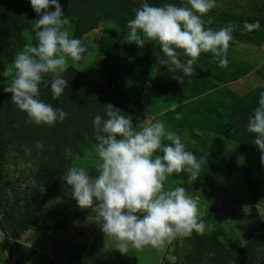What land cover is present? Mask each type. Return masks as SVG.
Returning <instances> with one entry per match:
<instances>
[{
	"label": "rangeland",
	"instance_id": "obj_1",
	"mask_svg": "<svg viewBox=\"0 0 264 264\" xmlns=\"http://www.w3.org/2000/svg\"><path fill=\"white\" fill-rule=\"evenodd\" d=\"M128 1L131 12L124 16L123 25L110 16L106 19L99 4L93 15L97 17L95 24L89 27L80 19L75 29V20L69 16L71 35L80 39L87 51L81 61H68L66 73H71L70 82L83 76L78 88L83 105H93L92 119L102 116L105 109V102H98L92 94L93 82H97L106 91L134 102L132 122L137 130L161 120L166 129L180 135L187 151L197 158L206 157L201 176L193 184L187 173L173 174L165 182L166 189L184 187L197 201L205 232L176 239L161 251L130 248L122 254L115 249V241L105 239L94 222L96 213L79 208L63 180L72 166L85 167L92 177L98 175L92 166L95 139H85L68 162L64 151L55 156L62 155L65 163L55 185L52 179H35L36 173H41V152L56 139L54 135L44 138L45 147L39 152L36 143L53 127L28 122L26 113L12 104V94L4 92L3 73L12 67L15 54L30 37L35 44L32 21L38 16L29 4L4 0L0 4V20H7V27H0L5 37L0 33V264H264L261 152L254 140L243 146L231 137L256 135L247 131V123L258 107L259 92L264 91V0H216L217 6L205 17L210 16L214 23L207 27L218 30L229 22L236 25L228 66L221 68L210 53H202L183 85L173 78L183 73L159 62L164 57L157 42L149 41L142 48L128 42L127 22L135 17L132 9L142 3ZM164 1L175 5L185 2ZM148 3L154 6L152 1ZM245 21H258L259 27L246 31ZM180 59L184 62L187 58ZM48 79L50 74L39 86L40 99L46 95ZM176 112L182 113L181 119H176ZM59 160L52 161L53 167L61 165ZM41 182L46 189L43 193ZM25 221L32 227H25Z\"/></svg>",
	"mask_w": 264,
	"mask_h": 264
},
{
	"label": "clouds",
	"instance_id": "obj_2",
	"mask_svg": "<svg viewBox=\"0 0 264 264\" xmlns=\"http://www.w3.org/2000/svg\"><path fill=\"white\" fill-rule=\"evenodd\" d=\"M30 4L38 16L32 21L35 44L30 37L15 54L12 67L3 73V90L12 94V104L26 113L29 123L51 128L62 123L67 113L42 101L39 86L50 74L52 98L59 99L68 88L62 75L68 61H81L87 48L71 35L70 18L59 0H30ZM216 6V0H185L181 5L163 6L142 0L139 8L132 9L134 19L127 22L128 42L141 48L149 41L157 42L164 57L159 62L171 66L173 72L183 73L173 77L182 85L185 77L192 75L193 65L202 53H210L213 62L226 68L236 25L229 22L218 30L207 27L214 21L205 17ZM256 27L258 21L244 22L246 31ZM181 56L186 61L182 62ZM181 116L176 112L177 120ZM92 123L96 141L92 145V166L98 175L92 177L85 167L72 166L63 180L70 186L79 208L96 213L94 222L105 239L115 241V249L127 254L130 248L161 251L166 244L189 238L193 232L203 235L206 225L200 218L197 201L184 187L166 189L165 182L173 174L187 173L189 183L193 184L201 176L206 157L197 158L187 151L180 135L166 129L161 120L137 130L130 116L111 103L105 105V116L95 115ZM247 131L256 134L254 144L264 165V91L259 92L258 107L248 118ZM43 147L42 142L36 143L38 152ZM63 150L66 158L74 157L71 147ZM31 166L29 163L28 167ZM39 190L46 191L43 182Z\"/></svg>",
	"mask_w": 264,
	"mask_h": 264
},
{
	"label": "trees",
	"instance_id": "obj_3",
	"mask_svg": "<svg viewBox=\"0 0 264 264\" xmlns=\"http://www.w3.org/2000/svg\"><path fill=\"white\" fill-rule=\"evenodd\" d=\"M19 1L22 3L24 2L26 4H29V6H31L30 0H19ZM139 1L142 2V0ZM151 1L154 4V6H163L164 4H168V2H165L164 0H147V2H151ZM2 2H4V0H0V4ZM59 3L62 6V9L66 14V16L67 17L70 16L74 18L75 21L73 23H75V29L79 25L80 19L84 20V23L87 22L86 24L88 25L87 27L91 26V24H95V20L97 19V17H94L93 15L95 14V8L97 4L101 6L103 5L105 9L103 15L106 19H109L110 16V19H113L114 21L119 23V25H123L124 16L127 17V15H129V13L131 12L128 6L130 4L128 0H59ZM53 9L54 8H50L49 10L52 11ZM5 24L7 27L6 17H2L0 20V27L1 26L3 27V25ZM0 33L2 34V32ZM2 38H5L3 34H2ZM0 44L2 46V43ZM62 75L63 78L68 81V88L65 89L63 95L59 99L52 98L51 79H48L46 81L48 83H46L45 85L47 89L46 95L41 100L46 103L52 104L53 107H58L63 109L67 113V117L62 123L57 122L56 125L53 127V129L49 131V133L44 134V137L38 140L39 142H42L44 145L46 137H50L54 135L55 136L54 138L56 139V141H54V143L51 145L50 148L44 146L45 149L41 152V156L39 160L41 164V169L39 170L41 173H36L35 176V179H52L51 183L54 185L56 184L58 175L60 174V172L63 171L65 167L64 160H61L62 155H60L59 157H55V156L58 155V153H61V151H64L63 147H71L73 151H76L77 147L81 146L82 143L86 142L84 141L85 139L94 140L93 138L94 127L92 123L93 119L91 118V109H93V105H87V104L83 105V103L81 102L83 98V94L79 91L78 88L84 82L83 76L78 75L73 80V82H70L71 76L69 75H71V73L67 74L65 71ZM93 87H94V92H92V94L96 95V99L98 102L103 100V102H105V105L111 103L116 108L121 109L125 115L130 116V118L132 119V115L135 109V106H133L134 102L132 100L125 99L116 93L106 91V89H104V87H102V85H100L97 82H93ZM241 98L242 97H240V99ZM239 103L233 107H238L240 105ZM237 110H240V108H237ZM104 111L105 109L102 110V116H104L103 115ZM80 112L84 116H90V118L81 116ZM73 113L79 114V116L78 117L74 116ZM244 124L245 122L243 123V125ZM43 127L47 128L48 126L43 125ZM231 137L233 139L235 138L243 146L246 145L245 143L248 140L251 141L255 139V135L248 136V138L245 139H243V137H239L238 135H232ZM65 139H69L71 142L70 143L66 142ZM93 142L96 141L94 140ZM55 158L60 159L59 162H61V165L59 167L57 166L58 164L56 165V167H53L52 165ZM64 158H66V156ZM66 160H67L66 162H68L69 158H66ZM23 225L25 227H32V224L29 223L28 221H25Z\"/></svg>",
	"mask_w": 264,
	"mask_h": 264
}]
</instances>
